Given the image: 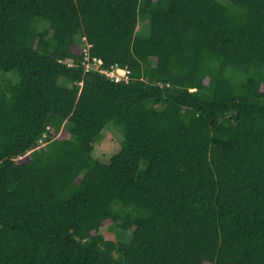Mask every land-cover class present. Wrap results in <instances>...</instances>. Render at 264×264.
<instances>
[{
    "label": "trees",
    "instance_id": "trees-1",
    "mask_svg": "<svg viewBox=\"0 0 264 264\" xmlns=\"http://www.w3.org/2000/svg\"><path fill=\"white\" fill-rule=\"evenodd\" d=\"M0 264H264V0H0Z\"/></svg>",
    "mask_w": 264,
    "mask_h": 264
},
{
    "label": "rangeland",
    "instance_id": "rangeland-1",
    "mask_svg": "<svg viewBox=\"0 0 264 264\" xmlns=\"http://www.w3.org/2000/svg\"><path fill=\"white\" fill-rule=\"evenodd\" d=\"M223 1V0H221ZM149 23L146 21H140L138 25V31L137 36L139 37H147L150 33ZM70 63V62H68ZM110 124L102 134V138L100 141L95 145V151H94V157L102 162L108 163L111 157L118 152L121 146V142L123 140L122 133L115 128L114 126H111ZM52 138H54V135H44V137L41 140V145L44 146L46 143H48ZM107 228H104L102 231H106ZM131 238V233L127 234V241H129Z\"/></svg>",
    "mask_w": 264,
    "mask_h": 264
},
{
    "label": "built area",
    "instance_id": "built-area-1",
    "mask_svg": "<svg viewBox=\"0 0 264 264\" xmlns=\"http://www.w3.org/2000/svg\"><path fill=\"white\" fill-rule=\"evenodd\" d=\"M91 45H88L87 48H85V53L88 55V48H90ZM90 60H92L89 56L86 58V68L90 69L92 66L95 70L99 71L102 75H105L107 79H109L112 82L120 83L122 81L128 80V75L130 71L126 68H120L117 66H112L111 68H105L103 61L98 58H93V64H90Z\"/></svg>",
    "mask_w": 264,
    "mask_h": 264
}]
</instances>
